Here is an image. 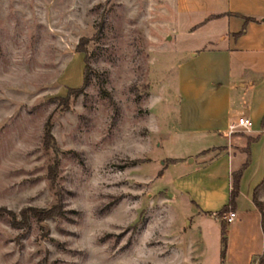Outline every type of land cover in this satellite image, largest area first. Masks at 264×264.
Returning a JSON list of instances; mask_svg holds the SVG:
<instances>
[{"label": "rangeland", "instance_id": "rangeland-1", "mask_svg": "<svg viewBox=\"0 0 264 264\" xmlns=\"http://www.w3.org/2000/svg\"><path fill=\"white\" fill-rule=\"evenodd\" d=\"M171 1L0 0V264H255L262 254L260 213L243 203L220 259L226 158L170 162L228 143L201 133V60L188 56L201 29L187 25L206 12Z\"/></svg>", "mask_w": 264, "mask_h": 264}, {"label": "crops", "instance_id": "crops-1", "mask_svg": "<svg viewBox=\"0 0 264 264\" xmlns=\"http://www.w3.org/2000/svg\"><path fill=\"white\" fill-rule=\"evenodd\" d=\"M192 1L172 0L171 9L184 13L206 12L200 21L190 22L186 28L188 34L201 29L200 45L188 51L192 61L201 60V133H226L228 143L209 148L210 151L202 149L195 158L190 155L177 158L173 164L184 160L201 165L226 158L229 191L231 172L248 160L240 181L236 214L243 203L255 206L253 191L264 176V0H201V5L197 6ZM213 15L217 17L208 19ZM247 17L251 19L245 23ZM243 25L244 32L234 36ZM209 79L218 84L213 90L206 87ZM239 116L250 118V128L229 133L228 125ZM206 125L214 127L206 129ZM249 137L256 139L250 143L247 153L245 148ZM201 152L212 154L202 159L205 155ZM236 153H244L245 157L234 166L232 162ZM196 196L192 202L201 214L207 195L199 188ZM257 199L264 204V186L257 191ZM225 200L227 198L223 202Z\"/></svg>", "mask_w": 264, "mask_h": 264}, {"label": "trees", "instance_id": "trees-1", "mask_svg": "<svg viewBox=\"0 0 264 264\" xmlns=\"http://www.w3.org/2000/svg\"><path fill=\"white\" fill-rule=\"evenodd\" d=\"M217 16H209L208 19H212L215 18ZM251 18H245V23L247 21H249ZM245 29V25H243V27L241 28V30L239 32H237L236 34H234V36H237L241 33L244 32ZM81 52L84 53L85 50L83 49H79ZM84 61H85V68L87 69L88 66L86 64V57H84ZM88 76V72H85V80ZM86 82V81H85ZM84 82V84H85ZM82 90V87L80 88H69L68 89V93H67V97L69 95H72V93H77L79 91ZM45 137L47 138H51L50 132L48 127L45 128ZM256 138H248L247 139V146H246V152L249 153V145L250 143H252L253 141H255ZM170 162H175V160H170ZM248 165V160L245 161L237 170L232 171L231 172V186L229 189V195H228V200L225 204H223V206L215 213V215L217 216V218L222 219L226 214H228L229 212H235L236 208H237V198L239 196L240 193V181H241V177L243 175L244 170L246 169ZM264 186V176L262 178V180L256 185V187L254 188L253 191V202L255 204V206L257 207V209L259 210L260 214H261V227L264 233V204L262 202H260L257 199V191ZM204 214H208L206 211L203 212ZM229 223L227 222H220V244H221V249H220V259L221 261L224 259L225 255H226V251H227V229H228ZM255 264H264V250L262 252V254L258 257L257 261Z\"/></svg>", "mask_w": 264, "mask_h": 264}, {"label": "built area", "instance_id": "built-area-1", "mask_svg": "<svg viewBox=\"0 0 264 264\" xmlns=\"http://www.w3.org/2000/svg\"><path fill=\"white\" fill-rule=\"evenodd\" d=\"M251 120L250 118L246 116H239L235 122H232L228 125V131L229 133L235 132L238 129H248L251 126ZM235 217V212H229L226 214L222 219L230 223L233 221V218Z\"/></svg>", "mask_w": 264, "mask_h": 264}]
</instances>
